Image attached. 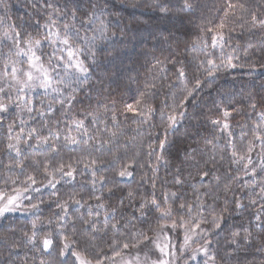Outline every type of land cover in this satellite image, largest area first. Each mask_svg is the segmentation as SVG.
<instances>
[{"label":"snow or ice","instance_id":"6c2138e0","mask_svg":"<svg viewBox=\"0 0 264 264\" xmlns=\"http://www.w3.org/2000/svg\"><path fill=\"white\" fill-rule=\"evenodd\" d=\"M25 2L31 9V15L28 19L16 23L9 15L11 5L8 0H0V60H3L0 68V124L4 123L6 118L10 120L7 125L5 146L8 162L5 163L0 159V168L8 173L6 176H0L3 184L0 188V219H6L8 214L17 212L28 213L35 217L31 223V234L27 232L23 234L26 238L23 247L30 245L34 255L29 258L25 254L21 259V243L15 240L9 242L10 237L0 235V244L7 245L0 250V264H30V261L31 264H36L35 253L40 254L39 264H53L52 260L45 259V256L52 255V250H57L58 257L61 258L60 264H67L63 258L69 253L75 258V264H93V260L84 251L77 250L81 243L79 237L84 236L86 243H92L98 233L107 235L109 230L118 232L126 224H131V220L125 219V211L129 208L133 209L132 216L136 219L146 220L150 214L158 213V215L155 216V229L149 227L147 232L134 233V242H125L123 249H140L142 244L146 247L151 244L159 255L156 259H152L148 252H145L144 261H141L138 252L125 264H175L177 249L171 242L169 233H176L179 229L184 233L183 244L179 248L181 255L190 247L194 237L202 241L200 247L192 249L191 255L184 264L196 261L200 255L205 257L204 264H255L254 260L249 259L250 254L260 253L264 256V111L258 112V119L252 122L250 127L252 140L248 141L243 153L237 151L232 141L233 133L229 130L230 125L224 123L221 129V131L227 130L228 143L232 146L231 163L242 165L246 176L250 175L252 178L260 176L259 181L252 184L238 183L240 177L234 176L231 168L226 170L223 176L218 175L219 161L215 149L210 155L201 152L199 159L194 152L192 159L185 162L187 168L184 171L187 174L180 173L173 177L176 191L163 192L161 200L155 196L156 174L160 163H167L163 151L167 143L168 130L175 129L178 118L179 120L185 118L186 111L177 114L176 110L184 108L189 97L195 99L193 92L201 86V80L197 78L195 88H186V94L182 95L179 103H174L163 125L165 139L159 140L161 154L156 156L155 165L148 164L152 171V176L147 178L153 188L152 198L146 199L135 190H129L119 197L115 204L107 203L106 201H110L119 190V181H114L109 187L107 178L97 174L104 171L103 153L110 152L113 159L118 160L117 137L120 133L117 116L114 112L111 116L113 126L117 130L108 131L107 126L103 130L90 127L98 123L101 108L105 112L109 111L107 105L91 109L89 103L88 107L75 115H72V112L75 105L83 104V100L79 99L80 93H85V99L90 102L92 90L97 87L103 89L108 72L93 80L92 69L98 66L99 59L108 51L107 45L115 42L118 34L121 42L126 37V31L120 27L118 19L120 12L115 9L112 0H62V2L61 0H25ZM127 6L146 7L158 11L164 17L171 14L191 13L195 8L193 0H182L175 13L171 11L167 0H151V2L143 0V3L129 0ZM228 7H239L249 11L242 3H229ZM250 16L249 31L257 28L264 30V15L250 12ZM217 27L224 29L226 25L221 21ZM200 30L213 31L212 28ZM226 43L228 42L225 41L223 34H220L219 38L216 35L212 37V48L218 47L221 50L219 57L214 58V53L205 50L207 41L203 37L194 40L193 50H198L204 56V59L194 57L198 60L196 70L214 79L217 73L229 68L248 66L254 71L257 59L261 61V67H264V47H261L258 53L245 49L243 62L237 63L241 61L239 44L236 47L228 44L231 51L225 52ZM5 48L7 52L4 51ZM113 52H116L115 48ZM186 55V53H176V58H173L170 54L163 59L153 56L151 67L157 70L159 78L168 80V84H161V87H177L175 81L184 80L185 61L179 57ZM169 64L175 69V81L167 75L170 71ZM158 77L154 76L152 81L145 83V91L141 93L142 98L149 96L151 90L156 89L155 79ZM208 86L211 87V81L208 82ZM249 98L250 107L255 112L257 103L251 96ZM136 103L141 104V100H137ZM55 105H59V108ZM125 111L139 112L142 117L138 122L139 127L151 119L155 109L145 102L139 110L132 104H127ZM9 113L15 115L9 116ZM24 115H27L28 119H24ZM230 115L229 110L223 111L225 119ZM30 121L37 122L38 126L34 123L28 127ZM211 123L220 125L219 120H212ZM105 124L107 125L106 121ZM241 127L246 128L248 125ZM45 130L47 134H44ZM61 138L72 145H87L90 141H95L93 149L101 153V156L91 157L90 162L85 163L83 169H77L73 164L60 163L58 166H52L47 158L44 161L36 159L39 151L30 157L22 147L25 145L35 150L49 149L57 153L59 151L57 142ZM257 142L259 152H256ZM155 143L156 141L148 143L149 158L156 152L153 146ZM254 152H256L258 168L252 156ZM223 159L224 156L220 155V161ZM132 168H134L133 163L125 164L116 171V175L131 177L133 171L129 169ZM85 171L91 174L92 191L89 198L85 199L79 192H70L64 199L60 197L58 189L53 192L51 195L57 197L56 208L59 211L48 217L47 225L54 224L55 227H50L43 236H40L45 228V223L39 215L40 206L44 202L39 199L34 200L28 193L40 192L41 187L50 186L56 189L62 182L71 184L77 175H83ZM41 172L47 178V184L38 181L37 175ZM38 184L41 187H34ZM97 190L100 192L99 195L95 194ZM105 190L108 193L107 197L104 196ZM91 200L97 203L93 205ZM245 200L248 201L247 204L244 203ZM85 207L86 212H82L81 209ZM247 208L253 209L255 224L250 220L242 231L230 230L229 220ZM100 209H104L102 219ZM137 212L140 214L139 217L135 216ZM150 232L152 235L149 234ZM221 232H228L225 245L221 246L217 241L216 248L213 249L211 237L218 236ZM114 245L115 241L113 247ZM114 255L119 256L120 251H115ZM95 264H103V261L96 259ZM259 264H264V259H261Z\"/></svg>","mask_w":264,"mask_h":264},{"label":"trees","instance_id":"16d2710c","mask_svg":"<svg viewBox=\"0 0 264 264\" xmlns=\"http://www.w3.org/2000/svg\"><path fill=\"white\" fill-rule=\"evenodd\" d=\"M8 2L11 5L9 15L16 23L28 19L31 15V9L26 6L25 0H8ZM138 2L143 3V0H138ZM167 2L171 11L175 13V10L180 7L182 0H167ZM193 2L195 8L191 13L171 14L164 17L158 11L146 7L132 8L127 6L129 0H112L115 9L120 12L118 19L120 27L126 31V37L121 42L118 34L116 41L107 45L108 51L105 56L99 59L98 66H94L92 69L93 80L108 72L104 79L103 89L101 90L99 87L93 89L90 102L85 99V93H80L79 99L83 100V104L75 105L72 112V115H75L88 107L89 103L91 109L107 105L109 111L105 112L101 108L98 123L92 124L90 127L103 130L107 126L108 131L117 130L113 126L111 119L113 112L117 116L120 133L117 137L118 152L116 155L118 160H114L110 152L103 153L102 158L105 161L104 171L97 174H102L107 178L109 187L112 186L114 181H119V190L116 191L115 196L110 201H106L107 203L115 204L117 199L125 195L129 190H135L146 199L152 198L153 188L147 179L152 176V171L148 164L155 165L156 156L161 154L159 140L165 139V128L163 125L166 123L174 103H179L182 95L186 94V88H195L197 78L201 80V86L193 92L195 99L193 100L192 97H189L184 104V108H177L176 110L177 114L180 111H186L185 118L183 120L178 118L175 129L168 130L167 143L163 151V156L167 163L161 162L159 165V170L156 174L155 196L162 200L163 192L176 191L173 177L180 175V173L187 174L184 171L187 168L185 162L192 159L194 152L196 158L199 159L201 152L210 155L212 150L215 149L217 160L219 161L217 165L219 169L218 175L223 176L225 171L231 168L233 170L232 174L240 177L238 183L252 184L261 179L260 176L252 178L250 175H244L242 165L231 163L232 146L228 143L227 130L221 131L223 124L228 123L230 125L229 130L233 133L232 141L235 143L237 151L243 153L246 150L248 141L252 140L251 124L258 119L257 113L264 111V99H262L264 97V67H261V61L257 59L254 71L248 66L229 68L217 73L213 79L196 70L198 60L194 59V57L204 59V56L198 50H193L192 42L203 37L207 41L205 50L214 53V58L219 57L221 50L218 47L212 48V37L216 35L219 38V35L223 34L225 41L228 42L225 45V52L231 51L228 44H231L232 47H236L239 44L241 61L237 63L243 62L245 49L258 53L259 49L264 47V30L257 28L249 31L250 12L264 15V0H193ZM229 3H242L249 11L239 7L229 8ZM221 21L226 25L224 29L217 27ZM201 28H212L213 31L201 32ZM113 48L116 49V52H113ZM4 51L7 52V48ZM176 53L187 54L179 57V59L185 61V78L183 81H175V69L169 64L168 69L170 71L167 72V75L178 86L172 88L161 87V84L167 85L168 80L159 78L157 70L151 67L153 56L163 59L171 54L173 58H176ZM2 64L3 60H0V68H2ZM154 76L158 77L155 79L156 89L151 90L149 96L142 98L141 93L145 91V83L152 81ZM209 81H211V87L208 86ZM250 96L257 103L255 112L250 107ZM137 100H141V104H137ZM145 102L150 104L155 111L151 114V119L147 123L138 127V122L142 117L138 111H125V105L132 104L139 110ZM45 103H47V99H45ZM55 106L59 108V105ZM233 109H239L240 111H232ZM224 110L231 112V115L226 119L223 117ZM14 115L15 113H9V116ZM57 115L59 116V113ZM23 118L28 119L27 115H24ZM212 120H219L220 125H213L211 123ZM8 123H10V120L6 118L5 122L0 124V159L5 163L8 162V153L5 151ZM34 123L38 126L37 122L30 121L28 127ZM17 124H19L18 120ZM241 125H248V127L242 128ZM44 134H47L46 130ZM157 134L159 135L157 136ZM73 135H75V132H73ZM151 141H156L153 145L156 148V152L149 158L147 146ZM94 143L95 141H90L87 145H72L61 138L57 142L59 148L57 153H53L49 149L35 150L25 145H22V147L30 157L36 155V152L39 151L36 159L44 161L47 158L51 161L52 166L64 163L66 165L73 164L77 169H83L84 164L89 163L91 157L101 156V153L95 152L93 149ZM256 152H259L258 142L256 144ZM256 152L252 153L254 161H256ZM220 155L224 156L222 161H220ZM130 162L134 164V168L129 169L133 171V175L131 177H118L116 171ZM256 164L258 168V161H256ZM140 165H144V167H140ZM28 171H31V169H28ZM6 175L8 173L3 168H0V176ZM37 179L43 184H47V178L42 172L37 175ZM90 180V172L85 171L83 175H77L75 181L71 184L62 182L57 185L56 189L50 186L41 187L40 184L34 186L41 187L40 192H29L28 195H31L34 200L39 199L44 202L40 206L39 215L45 223V228L40 233V236H43L50 227H55L54 224L52 226L47 225L48 217L59 211L56 208L57 197L51 194L58 189L60 197L64 199L67 198V194L70 192H79L85 199H88L92 191ZM233 186H235V183ZM2 187V179H0V188ZM97 189H99V185H97ZM95 194L99 195V190ZM189 195H191L190 189ZM104 196H108L106 190L104 191ZM90 202L93 205L97 203L95 200ZM244 203L247 204L248 201L245 200ZM81 211L86 212V207L81 209ZM100 211L102 219L104 209H100ZM132 211L133 209L131 208L125 211V219L131 220V224H126L118 232L109 230L107 235L98 233L92 243H86L85 237L80 236L81 243L77 250L84 251L93 260H102L103 264H117L118 257L135 254L138 252L136 250H145L151 244L147 245V247L142 244L140 249H123V244L125 242H134L133 234L138 231L147 232L149 227L155 229V216L158 213L150 214L149 218L145 220L143 218H134ZM139 215L138 212L135 214L136 217H139ZM33 219H35L33 215L19 212L8 214L6 219H0V235L10 237L9 242L15 240L21 243V259L24 258L25 254L29 258L34 255L30 245L26 248L23 247L26 239L23 234L25 232L29 235L31 234ZM250 220L255 224L253 209H244L239 215H234L229 220L230 230L242 231L243 228L248 226ZM181 230L177 231L178 237L182 234ZM149 234L152 235L151 232ZM174 235L175 233H171L172 238ZM227 235L228 232H221L218 236L213 235L211 237L213 249L216 248L217 241H219L221 246H224ZM114 241L115 245L113 247ZM201 243L202 241H195L191 247L184 251L183 255L179 251L180 247L177 248V264H184V261L191 255L192 249L200 247ZM6 247L7 245L0 244V250ZM115 251H120V255H114ZM35 256L36 264H39L40 254L35 253ZM45 259L52 260L53 264H60L61 258L58 257L57 250H52V255L45 256ZM63 259L67 261V264H75V258L70 253ZM249 259L254 260L255 264H259V261L264 259V256L260 253H255L250 254ZM204 260L205 257L200 255L196 261H190L189 264H204Z\"/></svg>","mask_w":264,"mask_h":264},{"label":"rangeland","instance_id":"374dc122","mask_svg":"<svg viewBox=\"0 0 264 264\" xmlns=\"http://www.w3.org/2000/svg\"><path fill=\"white\" fill-rule=\"evenodd\" d=\"M26 214V213H24ZM182 231V234H180V237H178V232L175 233L174 237L172 238L171 236V233H169V236L171 238V242L173 244L176 245V249L180 247L181 244H183V236H184V233H183V230ZM163 238V237H162ZM198 238H193V241L190 242V247L191 245L197 241ZM187 250V249H186ZM185 250V251H186ZM139 252V256H140V259L141 261H144V258H145V252H148V255L152 258V259H156L157 256L159 255L158 251L155 250L154 248V245H150L149 247H147L145 250H136ZM136 252L135 254H130V255H125V256H122V257H118L119 260H118V263L117 264H125L126 261H128L129 259H132L134 256H136V254L138 253ZM177 254V253H176ZM93 260V259H92ZM95 259L93 260V264H95ZM175 264H177V260L175 261Z\"/></svg>","mask_w":264,"mask_h":264}]
</instances>
